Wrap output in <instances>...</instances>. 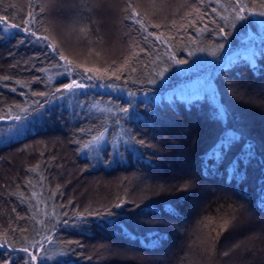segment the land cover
<instances>
[{"label":"snow or ice","instance_id":"1","mask_svg":"<svg viewBox=\"0 0 264 264\" xmlns=\"http://www.w3.org/2000/svg\"><path fill=\"white\" fill-rule=\"evenodd\" d=\"M213 2L219 7H213ZM55 3H59L73 13L70 22L64 26L66 36L70 39L75 38L77 42L84 39L89 44H95L96 47L87 50V56L94 55L97 59L90 66L87 59L81 60L67 54L62 42L44 26L47 21L40 20L34 11L27 12V18L22 17L20 22L14 21L9 14H0V42L15 40L13 47L30 46L33 49L31 54L20 57L19 60H16L15 53L9 52L8 55L15 61L9 67L39 73L29 77L28 80L14 79L7 74L0 75V87L10 88L12 92L18 91L15 85L27 89L19 93L25 98L22 103L9 104L0 98V123L5 124L10 131H15L13 138L22 137L29 132L31 130L29 122H49L54 109L48 106L53 101L64 100L68 107L73 109L69 113L70 120L95 119L99 124L98 128L95 124L74 128L72 139L69 141L77 145L82 143L83 148L79 149L81 152L84 149L92 150L89 167L126 163V153L134 156L139 162L151 165L152 156H157L161 152L159 145L125 125L134 119L142 122V126L155 128L156 122L162 118V115L160 111L147 110L152 104L162 105L165 112L179 114L178 103H182L186 110L191 111L193 107L199 108L202 102L207 101L212 107L209 119L224 123L225 131L214 146L201 156V176L205 178L222 176L229 185L235 180L237 186L247 179L246 169L257 157L256 144L247 137L243 129L236 131L227 128L226 122L232 117L226 104L222 102V93L216 79L240 63L249 67L254 75L264 74V66L257 63L258 58L264 56V0H227V9H225V0H194L193 3L181 6L188 11L183 12L179 20L168 17L171 23L163 25L167 32L160 30L162 28L160 23H152L149 19V11L163 12L171 7L168 0H149L146 11L140 10L141 5L138 0H42L40 12H46L48 7ZM117 5L123 13L121 22L131 21V28L139 34L140 41L150 42L151 47H148L147 43L142 45L132 32H125L129 39L127 52H122L119 57L109 61L103 59L105 49L102 47L104 41L100 34L102 21L97 17ZM205 6L210 11L205 10ZM225 10L227 15L224 14ZM216 17H219V21H223V24ZM256 17L261 19L256 20ZM251 23L259 25V33H254L249 28L246 35L240 36L244 50L228 55L225 46L228 42L227 38L233 34L232 30H237L239 34L241 28ZM149 28L160 31H149ZM226 28L229 30L226 31ZM189 29L200 35H194ZM205 34L221 37L222 40L216 42ZM91 36L96 37L95 41L90 39ZM184 52L187 53V57H196V59L190 64L189 59L182 55ZM205 52L215 58L209 60L212 65L211 71L203 75L200 74L201 71H189L193 65H198L202 60L197 54ZM141 53H144L146 58L141 56ZM174 68H176L175 72ZM177 73L182 77L195 73L196 79L201 80L200 86L192 90L188 87L192 83L190 79H182L173 84ZM12 81L14 83H10ZM33 83L42 85L44 90L33 89ZM152 86H159L164 90L163 94L152 95L156 91ZM238 87L239 85L225 80V91L233 99H240L233 92V89ZM138 95L144 97L143 115L137 110L135 98ZM77 108L82 111L77 112L75 110ZM93 110L101 115L95 116ZM84 135L90 136L86 142L81 139ZM240 141H244L241 151L229 159L228 154L232 147ZM28 147L25 145L21 151ZM109 148L111 153L108 151ZM149 152L152 155H149ZM40 155L43 156V152ZM42 163L45 168L48 167L49 162ZM50 163L62 167L57 163V157L54 155ZM261 163H264V159ZM225 164V172L222 173L220 168ZM241 164L244 165V170H241ZM28 171L40 172L41 163L29 167ZM41 179L46 180L47 177L42 175ZM24 183L31 185L32 181L27 179ZM192 185L193 177L187 170H182L180 174L174 176L170 188L161 185V191L172 197V201L163 204V212L182 219L175 205L194 196ZM259 185L257 207L264 211V178L259 181ZM60 192L61 188L57 185L48 199L55 201L56 193ZM11 195H19V193L13 191ZM241 195L245 199L248 198L246 193ZM34 196H36L35 192L32 193V197ZM32 197H22V202H29ZM143 199L144 197H141V203ZM128 203H132L134 208L139 207L135 201L129 202L125 197H117L114 203L102 204L99 208L91 205L77 208L71 201L67 204L52 203L50 211H45L43 218L38 221L40 227L33 226L31 233L27 228H0V264H49V262L70 264L72 256L81 255L89 261L99 260L102 258L99 250L95 256L84 255L78 251L83 248L81 240L63 238L62 232L81 229L82 226L91 223L90 218H96L107 225L118 227L125 237L135 240L137 237L129 230L126 223H119L120 217L129 211L126 207ZM116 209L122 211L117 212ZM228 209L230 211L226 210L218 217H205L199 222L197 229H194L198 233L194 243L199 248L201 256L212 264H218L222 258L230 259L232 254L242 249L244 245V241L240 240L228 250L217 249L220 237L225 233L232 235L246 218L247 209L244 205L239 207L229 205ZM11 212L15 213L16 209L12 208ZM150 213L160 215L161 209L145 206L138 216L143 217ZM18 219L24 220L25 216L18 215ZM143 222L154 223L151 220ZM212 225L215 227H211ZM203 229L210 230L203 233ZM177 230L185 231L179 225ZM167 239L165 233L149 230L141 238V243L146 248L155 249ZM17 252L23 255H15ZM112 254L123 255L119 252ZM58 257L68 259L61 260Z\"/></svg>","mask_w":264,"mask_h":264},{"label":"trees","instance_id":"2","mask_svg":"<svg viewBox=\"0 0 264 264\" xmlns=\"http://www.w3.org/2000/svg\"><path fill=\"white\" fill-rule=\"evenodd\" d=\"M141 5L140 10H148L149 0H138ZM194 0H168L171 7L163 12L149 11V19L152 23H160L163 30L165 23L170 24L172 19L179 20L187 8H181L186 3H193ZM42 0H0V14H9L14 21L20 22L21 18H27L29 11H34L42 21H47L44 25L49 28L52 34L61 41L66 49V53L74 58L81 60L87 59L89 65L97 58L87 56V50L90 47H96L95 44H89L87 40L76 41L75 38H68L64 26L70 22L73 13L67 11L59 3L48 7L46 12H40ZM213 7H219L214 2ZM228 4L225 0V9ZM205 10H209L205 6ZM210 11V10H209ZM211 14V13H210ZM227 15V10H225ZM123 13L119 5L106 10L102 16L97 19L102 21L100 34L103 38L102 47L105 49L103 59L112 60L127 52L129 46L128 36L125 32H132L135 38L140 41V36L131 28L132 22L123 20ZM219 21V17H216ZM256 20L261 19L256 17ZM223 24V21H219ZM211 26V25H210ZM254 33H259V25L251 23L245 28L232 30V36L227 38L225 51L228 55H233L244 50L240 40L241 35H246L248 29ZM149 28V31H160ZM226 31L229 29H225ZM194 35L199 36L193 29H189ZM211 40L219 42L221 37H212L211 34H205ZM95 41L96 37L91 36ZM154 39V38H153ZM141 44L150 42L140 41ZM15 40L0 42V75H11L14 79L28 80L29 77L38 75L37 71H23L22 69H12L9 67L14 63L9 52L16 54V60L20 57L31 54L33 49L30 46L13 47ZM97 50H100L97 48ZM223 54V53H222ZM182 55L191 61L196 57H187V53ZM202 58L198 65H193L189 71H201V75L210 72L212 65L209 60L215 59L210 53H198ZM141 56L146 58L144 53ZM258 64L264 66V56L258 58ZM188 67V66H176ZM176 71V68L173 69ZM47 75V74H45ZM195 73H189L187 76H180L179 73L174 77L173 84L182 79L195 78ZM231 81L238 88L233 89L240 99H233L225 91V80ZM66 82V81H65ZM218 87L222 93V102L226 104L231 114V119L226 122L227 128L239 131L243 129L247 137L256 144L257 157L248 165L247 179L238 186L233 180L229 185L225 177L205 178L200 173V158L218 141L225 131V124L209 119V113L212 111L209 102H202L200 107H193L191 111L186 110L182 103L177 104L178 113L165 112L162 105L152 104L147 110L149 112L160 111L162 118L157 121L155 128L142 126V122L130 120L125 126L132 127L139 131L140 135L153 143H157L161 152L157 156H152L151 165L146 162H139L134 156L126 153V163L112 164L111 166L89 167L91 158V149L83 148L80 145L70 143L72 139V130L78 127L99 124L95 119H77L70 120L69 113L73 110L69 108L64 100L53 101L51 107L54 114L49 122L31 123L30 131L22 137H16L15 131H10L5 124L0 123V228H27L31 233L32 227L39 228L38 221L43 218L45 211H50L52 203L67 204L69 201L77 208L91 205L99 208L102 204H110L116 201L117 197H125L127 201H135L139 207L134 208L132 203L126 204L129 209L124 216L120 217L119 223H126L129 230L137 238L135 240L125 237L118 227L107 225L101 220L90 218L91 223L82 226L81 229H69L62 232V237L66 239H78L83 244L82 249L78 251L84 255L95 256L99 250L101 259L91 261L81 256H72L70 264H212L206 261L200 254V250L194 243L197 232L193 236L194 229H197L199 222L205 217H218L228 209L229 205L239 207L244 205L247 209L244 224L228 235L225 233L220 237L217 244L218 251H225L232 247L237 241L243 240L242 249L236 250L231 258H222L218 264H264V211L257 207L259 181L264 178V74L254 75L252 70L240 63L232 69L227 70L223 76L216 79ZM14 83V81L10 82ZM18 89L12 92L10 88L0 87V98L6 100L9 104L22 103L24 97L20 96V91H27L21 85H15ZM156 91L152 95H162L163 91L159 86H152ZM35 90H44L43 86L37 83L32 84ZM101 91V90H97ZM86 99V98H82ZM137 110L143 115L145 113V104L143 95L136 98ZM77 112L81 109H75ZM63 115H60V114ZM95 116L101 114L95 113ZM118 131V129H117ZM95 134V131L92 133ZM85 142L90 139L89 135L81 137ZM244 141L236 143L228 154V158L236 156L242 148ZM25 145L29 147L24 149ZM111 153V149H108ZM43 152V156L40 153ZM57 157V163L62 167L51 164L52 156ZM149 155H152L149 152ZM49 162L45 168L44 163ZM41 163L40 172H29V167ZM225 165H222L220 171L225 172ZM182 170H187L193 177L194 196L187 201L175 205L182 219H177L163 212V204L172 201V197L164 194L160 186L170 188L173 178L180 174ZM241 170L244 165L241 164ZM47 179H41V176ZM226 176V173H225ZM55 178V179H54ZM30 179L31 185L24 183ZM57 185L61 192L56 193V200L48 199L49 194L54 192ZM17 191L19 195H11ZM35 192L36 196L32 197ZM160 193V194H156ZM241 193L247 194V199ZM22 197H32L29 202H22ZM141 197H144L141 203ZM35 205V207H33ZM145 206H151L161 209L160 215L148 214L140 217L138 213ZM15 208L16 212H11ZM63 211V209H58ZM115 211L121 212L122 209ZM19 216H25L24 220L18 219ZM31 217V218H29ZM145 220L154 221V223H144ZM155 221H162L156 223ZM177 225L185 229L178 231ZM211 227H215L212 225ZM155 230L165 233L167 240L162 241L161 245L155 249L146 248L141 243V238L149 231ZM210 229H203L207 233ZM227 236V239L225 237ZM119 252L123 255H113ZM22 256L23 253H15ZM58 259H68L67 257H58ZM215 260V258H213ZM54 264V262H49Z\"/></svg>","mask_w":264,"mask_h":264},{"label":"rangeland","instance_id":"3","mask_svg":"<svg viewBox=\"0 0 264 264\" xmlns=\"http://www.w3.org/2000/svg\"><path fill=\"white\" fill-rule=\"evenodd\" d=\"M190 80H192V83L188 87H190L192 90L197 89L200 86V84H201V80L196 79V77L195 78H191ZM241 224H242V226L245 225L244 222H242ZM193 236H195V231H193Z\"/></svg>","mask_w":264,"mask_h":264}]
</instances>
